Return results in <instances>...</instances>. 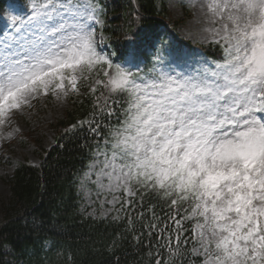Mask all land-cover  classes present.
Returning <instances> with one entry per match:
<instances>
[{
    "label": "snow or ice",
    "instance_id": "1",
    "mask_svg": "<svg viewBox=\"0 0 264 264\" xmlns=\"http://www.w3.org/2000/svg\"><path fill=\"white\" fill-rule=\"evenodd\" d=\"M207 7L222 21L223 62L195 77L155 70L145 78L98 51L90 25L100 23L97 5L38 0L26 19L12 15L11 32L0 38V124L54 81L63 89L68 80L76 91L78 73L102 66L104 79L95 83L114 94L112 103L123 96L128 103L123 123L110 130L111 156L104 154L110 190L141 199L152 192L170 208L187 202L184 219L196 218L190 254L202 257L191 264H264V0ZM107 104L105 97L101 111L111 115ZM161 224L162 234L169 225ZM175 225L163 264H178L189 251Z\"/></svg>",
    "mask_w": 264,
    "mask_h": 264
},
{
    "label": "trees",
    "instance_id": "2",
    "mask_svg": "<svg viewBox=\"0 0 264 264\" xmlns=\"http://www.w3.org/2000/svg\"><path fill=\"white\" fill-rule=\"evenodd\" d=\"M8 1L0 0V15ZM11 1L21 7L28 2ZM87 1L99 9L100 23L96 28L103 38L99 41L103 52L113 64L122 67L131 60L130 70L140 77L150 78L160 69L157 41L164 55L179 52L185 44L190 46L175 34L178 22L172 20L164 0ZM186 15L190 16L188 11ZM169 35L176 44L163 47ZM202 49L207 56L223 61V46L208 45ZM81 89L80 95L69 100L63 119L54 125L55 144L43 150L40 163H20L13 175L4 179L11 194L1 209L0 264H154L156 259L163 264L168 258L164 241L169 234L175 247V221H180L184 229L179 232L181 240L190 241L182 245L189 251L178 264L202 260L190 254L195 233L193 221L184 219L191 211L187 202L170 208L167 200L152 192L142 199L137 192L128 205L123 204L116 219L94 217L83 211L79 178L111 143L110 130L123 123L128 103L126 96L115 97L119 103H112L114 94L101 85L96 92L86 86ZM105 97L111 115L107 110L101 111ZM154 215L159 219L156 228H150ZM161 221L169 225L162 234Z\"/></svg>",
    "mask_w": 264,
    "mask_h": 264
},
{
    "label": "rangeland",
    "instance_id": "3",
    "mask_svg": "<svg viewBox=\"0 0 264 264\" xmlns=\"http://www.w3.org/2000/svg\"><path fill=\"white\" fill-rule=\"evenodd\" d=\"M164 1L172 20L178 22L175 34L190 45L196 46L198 51L192 53L185 50L180 55H171L169 57L171 64L166 61L162 71L178 78H187L214 70L216 64H211L202 57L201 52L202 47L211 44L225 47L221 35L217 34V30L221 29L222 21L207 7L211 0ZM35 2L38 0H28L27 8L18 10L9 5L6 13L0 17V38L11 32V16L17 15L21 19H26L31 14L32 4ZM187 11L190 14L189 17L186 15ZM183 18L186 20L183 21ZM90 25L95 29L96 23L90 22ZM169 39L173 41L171 36ZM98 51L102 52L99 46ZM100 67L102 66H97L90 72L85 71L83 74L78 73L76 91L71 90L68 80L64 81L63 89L57 88L58 81H54L49 86L47 94L39 91L29 97L20 109L9 113L0 124V219L2 204L11 194L10 186L4 179L11 177L20 163L32 166L40 163L43 150L55 144L57 129L54 125L63 119L69 100L82 93V86L89 89L98 88L96 79H103L102 73L97 75ZM66 75H68L67 72ZM105 153L111 156V144L98 153L89 169L82 174L78 188L83 201L82 209L87 215L116 219L121 214L123 204L128 205L134 196H129L122 189L110 190L109 185L114 184V181H110L106 175L110 169L104 168ZM190 220L195 227L196 218L193 217Z\"/></svg>",
    "mask_w": 264,
    "mask_h": 264
}]
</instances>
